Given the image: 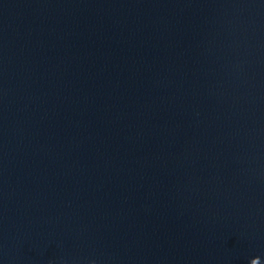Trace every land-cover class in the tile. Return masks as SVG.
Listing matches in <instances>:
<instances>
[{
    "label": "water",
    "instance_id": "obj_1",
    "mask_svg": "<svg viewBox=\"0 0 264 264\" xmlns=\"http://www.w3.org/2000/svg\"><path fill=\"white\" fill-rule=\"evenodd\" d=\"M0 264H264V0H0Z\"/></svg>",
    "mask_w": 264,
    "mask_h": 264
}]
</instances>
